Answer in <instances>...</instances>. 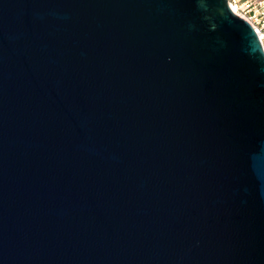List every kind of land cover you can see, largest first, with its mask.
<instances>
[{
	"label": "water",
	"instance_id": "95a60500",
	"mask_svg": "<svg viewBox=\"0 0 264 264\" xmlns=\"http://www.w3.org/2000/svg\"><path fill=\"white\" fill-rule=\"evenodd\" d=\"M0 264H264V51L227 0H0Z\"/></svg>",
	"mask_w": 264,
	"mask_h": 264
},
{
	"label": "built area",
	"instance_id": "2783aa9c",
	"mask_svg": "<svg viewBox=\"0 0 264 264\" xmlns=\"http://www.w3.org/2000/svg\"><path fill=\"white\" fill-rule=\"evenodd\" d=\"M232 11L256 32L264 51V0H227Z\"/></svg>",
	"mask_w": 264,
	"mask_h": 264
}]
</instances>
